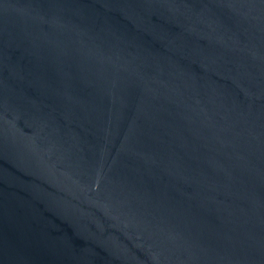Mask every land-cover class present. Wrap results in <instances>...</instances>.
<instances>
[{
  "label": "water",
  "instance_id": "water-1",
  "mask_svg": "<svg viewBox=\"0 0 264 264\" xmlns=\"http://www.w3.org/2000/svg\"><path fill=\"white\" fill-rule=\"evenodd\" d=\"M0 264H264V0H0Z\"/></svg>",
  "mask_w": 264,
  "mask_h": 264
}]
</instances>
